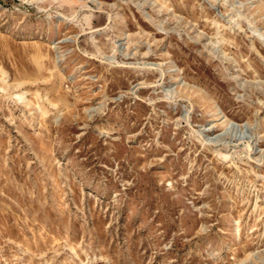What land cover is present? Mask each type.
Returning <instances> with one entry per match:
<instances>
[{"label": "rangeland", "instance_id": "1", "mask_svg": "<svg viewBox=\"0 0 264 264\" xmlns=\"http://www.w3.org/2000/svg\"><path fill=\"white\" fill-rule=\"evenodd\" d=\"M0 264H264V0H0Z\"/></svg>", "mask_w": 264, "mask_h": 264}, {"label": "bare ground", "instance_id": "2", "mask_svg": "<svg viewBox=\"0 0 264 264\" xmlns=\"http://www.w3.org/2000/svg\"><path fill=\"white\" fill-rule=\"evenodd\" d=\"M208 141H211V142H213L211 139H209Z\"/></svg>", "mask_w": 264, "mask_h": 264}]
</instances>
